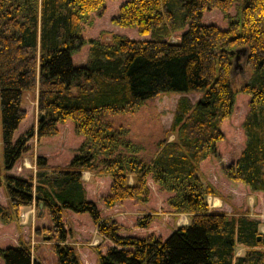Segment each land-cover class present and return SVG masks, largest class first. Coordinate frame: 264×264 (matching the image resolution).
<instances>
[{
    "label": "trees",
    "instance_id": "obj_1",
    "mask_svg": "<svg viewBox=\"0 0 264 264\" xmlns=\"http://www.w3.org/2000/svg\"><path fill=\"white\" fill-rule=\"evenodd\" d=\"M105 2L0 0V187L7 197L0 203V223L18 224L19 207L34 204L36 216L50 220L33 227L34 237L48 244L57 264H84L67 240L66 210L88 213L96 232L110 242L104 250L92 247L97 264H264L259 218L247 208L231 213L211 208L207 196H219V191L199 172L200 163L216 154L224 138L221 124L235 101L231 76L241 57L249 69L239 88L248 95L241 121L245 139L224 173L264 192V0H124L111 22L147 37L111 33L107 41L84 38V24ZM214 8L221 11L225 29L201 21L204 11ZM85 44L84 63L75 65L72 56ZM167 91L179 96L169 126L145 159L143 145L107 115L134 113ZM192 91L199 92L195 100L187 95ZM30 92L36 93V125L13 139ZM68 120L82 139L67 163L49 164L44 155H36L33 175L9 172L30 149L32 137L55 136L58 125ZM83 171L110 178L108 191L99 196L105 208L128 199L146 204L151 179L168 193L173 217L185 213L189 222L164 237L124 232L88 198ZM159 215L145 212L134 226L146 229ZM33 246L30 238L21 237L17 245L0 246L2 264H47L32 256ZM237 246L245 247L243 254H236Z\"/></svg>",
    "mask_w": 264,
    "mask_h": 264
},
{
    "label": "rangeland",
    "instance_id": "obj_2",
    "mask_svg": "<svg viewBox=\"0 0 264 264\" xmlns=\"http://www.w3.org/2000/svg\"><path fill=\"white\" fill-rule=\"evenodd\" d=\"M123 1L124 0H106L105 8L100 12L92 13L90 16V23L84 24L82 31L83 37L86 39L90 37H100L103 41L109 40L111 33L122 34L129 38L147 37L148 35H140L136 28L121 27L111 22V17L117 13V9ZM235 11L236 9L234 6H232L229 10L231 14H234ZM201 21L203 23L216 24L220 28L224 29L227 26L221 11L216 8L204 11ZM178 33L181 32H176L175 34ZM176 38H178V36L173 35L171 40L175 41ZM87 47V44L83 45L81 49L72 56L75 65L84 63ZM239 59V64L234 68L231 76L232 90L234 91L235 100L233 111L229 117L222 121L221 124V131L224 134V138L217 142L216 154L210 155L200 163L199 172L205 181L212 183L219 191V196H207V202L211 208L223 210L228 213H231L237 208H247L252 216L259 218V231L264 234V192L252 191L248 186L244 185L240 181L230 179L224 173V166L235 160L243 147L245 139L241 128V121L248 109V95L240 92L239 88L248 77L249 69L246 65H244L243 58L240 57ZM187 95L192 100H195L199 95V92L192 91L187 93ZM178 96V93L171 91L160 93L147 99L134 113H109L107 117L112 119L116 125H122L129 129V136L143 145L141 156L148 159L155 151L157 141L163 136L164 131L169 126ZM22 105L26 109V116L14 132L13 139H15L27 128L31 126L35 127L37 122L38 111L36 105V93H27L24 97ZM58 127L59 133L57 135L44 136L41 139V143H38L39 141L37 140L39 138L36 136L32 137L28 141L31 150L30 153H28L29 157L32 158V156L36 153H39L38 155H40V150L47 148V151L45 152L50 155L49 158L50 161L54 162L53 165H62L68 162L73 149L79 144L82 136L76 135L73 132L72 122L70 120L59 124ZM171 137L172 135L169 136V138ZM3 165L4 160L1 145L0 113L1 172H4ZM21 167H18L17 162H15L9 172H16L15 174L28 176L29 173L21 169ZM31 167L36 170L34 165ZM90 176L91 177L89 179L86 175L82 176V179L85 182L88 198L97 203V206L101 209L102 215L110 216L117 222L121 223L124 227V232L143 235L152 231L155 234L164 237L173 227L181 224V219L175 220L174 217L166 214L169 211V207L167 206L165 200L168 193L161 191L158 188V185L152 182L151 179L148 180L150 187V199L146 204L137 203L128 199L116 204L112 208H105L102 202H100L99 196L108 191L110 178L106 176L100 177L98 182H95L94 179H92V175ZM3 197L7 200L5 191L2 187H0V200L3 199ZM29 206L31 211H33L31 218L29 217V221L25 223L26 221L24 220H27L26 218H28L27 214L20 212L19 210L18 223H20V230L25 232L27 238L34 239L33 227L37 225L38 217L35 213V205L29 204ZM148 211H156L160 213L159 218H156L146 229L135 227V219ZM45 218L47 223L44 220L41 221V223L49 225V217L46 215ZM63 220L66 228L70 229L71 227L75 232L76 241L79 242L77 250L83 263L97 264L96 253L92 247L98 245L102 248V250H104L110 242L97 236L94 224L89 214L75 213L73 211L66 210V216H63ZM16 229V227L12 228V233H14ZM7 243H11L12 245L18 244L14 243L10 235H3V241L0 242V246H6ZM240 248L241 247H238V249H236V254H243L245 247L243 249ZM39 250H42L39 252V255L41 257H45L44 259L47 264H57L56 255L54 253L48 251L47 248L43 249L42 247H39ZM36 255V253L32 254L33 257Z\"/></svg>",
    "mask_w": 264,
    "mask_h": 264
},
{
    "label": "crops",
    "instance_id": "obj_3",
    "mask_svg": "<svg viewBox=\"0 0 264 264\" xmlns=\"http://www.w3.org/2000/svg\"><path fill=\"white\" fill-rule=\"evenodd\" d=\"M41 139H42V137L41 138H39L37 141H39L38 143H41ZM45 147H48V146H45ZM30 149L28 150V151H26L16 162H17V166L19 167H21V166H23V167H21V169H23L24 171H27L28 173H29V175L30 174H34L35 173V170H34V168L32 169V165H34L35 166V162H34V160H35V155H38L37 153L34 155V156H32V158L31 157H29V154L28 153H30ZM45 151H47V148H43V149H41L40 150V155H44L45 157H46V159H47V162L48 163H50V164H54V162H52V161H50V158H49V156L50 155H48ZM36 167V166H35ZM13 171V170H12ZM16 173V172H15ZM83 175H86L87 176V178L89 179L91 176L90 175H92L89 171H83L82 172V176ZM100 177H94L93 175H92V179H94V181L95 182H98V179H99ZM84 184H85V182H84ZM0 203H2V204H5L6 203V199L3 197V199H1L0 200ZM30 206H32V205H30ZM30 206L29 205H21L20 207H19V210H20V212H24L25 214H27V217L28 218H26L27 220H24V221H26L25 223H27L29 220V217L31 218V215L33 214V211H31V208H30ZM36 213V212H35ZM167 215H170L171 217H173L174 215L170 212V211H168L167 213H166ZM64 216H66V213L64 214ZM177 219H181V224H179V225H184V224H187L188 222H189V219H188V215L187 214H185V213H181V214H178L177 215V218L175 219V220H177ZM45 221L46 223H47V220H46V218H45V216L44 217H42V218H38L37 219V224H42L41 223V221ZM40 221V222H39ZM17 228L15 231H14V233H12V228ZM95 227V226H94ZM20 223H18V224H15V223H9V224H3V223H0V242L1 241H3V235H7V236H11V238L13 239V241H14V243H18V239L21 237V238H23V239H25V240H27L28 238H27V236L25 235V232L23 231H21L20 230ZM260 228V227H259ZM70 229H71V237H69L67 240L69 241V242H72L73 244H75V246L77 247L78 245H79V242H77L76 241V237H75V232H74V230H72V228L70 227ZM96 230V229H95ZM97 233V232H96ZM97 236L98 237H100V235L97 233ZM12 243V242H11ZM11 243H7V245L9 244V245H12ZM31 243H32V245L34 244V246H33V249H32V251H33V253H36L37 255L36 256H39V257H41L40 255H39V252H41L42 250H39V247H42L43 249L44 248H47L48 249V251H50V249H49V247H48V244L46 243V242H43V241H40V240H38L37 238L35 239H31ZM238 247H241L242 249L244 248L243 246H237L236 247V249H238ZM240 248V249H241ZM245 249V248H244ZM51 252V251H50ZM41 258H45V257H41ZM0 264H2V260L0 259Z\"/></svg>",
    "mask_w": 264,
    "mask_h": 264
},
{
    "label": "water",
    "instance_id": "obj_4",
    "mask_svg": "<svg viewBox=\"0 0 264 264\" xmlns=\"http://www.w3.org/2000/svg\"><path fill=\"white\" fill-rule=\"evenodd\" d=\"M239 58V56H236V60ZM237 65H235L234 67H236ZM37 208H38V213L41 214L42 213V210H43V206H42V203L39 202L38 205H37ZM258 239H260V235L258 236Z\"/></svg>",
    "mask_w": 264,
    "mask_h": 264
},
{
    "label": "bare ground",
    "instance_id": "obj_5",
    "mask_svg": "<svg viewBox=\"0 0 264 264\" xmlns=\"http://www.w3.org/2000/svg\"><path fill=\"white\" fill-rule=\"evenodd\" d=\"M215 203V202H214Z\"/></svg>",
    "mask_w": 264,
    "mask_h": 264
}]
</instances>
